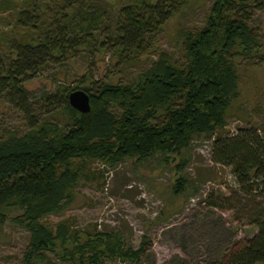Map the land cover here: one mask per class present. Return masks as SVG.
I'll use <instances>...</instances> for the list:
<instances>
[{
  "label": "trees",
  "instance_id": "16d2710c",
  "mask_svg": "<svg viewBox=\"0 0 264 264\" xmlns=\"http://www.w3.org/2000/svg\"><path fill=\"white\" fill-rule=\"evenodd\" d=\"M188 1L121 0L111 18L101 0H0V13L14 17L12 35H1L0 93L27 118L22 135L0 138V234L7 222L28 233L20 264H50V256L65 264H143L145 237L133 249L117 232H79L68 219L51 225L46 218L68 209L96 161L114 167L161 155L164 165L174 164L171 195L185 196L178 158L194 137L212 139L211 161L228 168L236 186L213 206L238 212L256 229L215 264H264V137L252 128L225 129L240 96L236 61L257 53L246 12L256 0H212L201 27L177 31L174 59L156 37ZM92 49L125 55V62L155 58L126 82L94 85L86 72L76 86L41 95L51 118L30 113L23 82L51 60ZM74 90L88 95L87 113L69 106ZM10 209L19 214L8 217Z\"/></svg>",
  "mask_w": 264,
  "mask_h": 264
},
{
  "label": "rangeland",
  "instance_id": "374dc122",
  "mask_svg": "<svg viewBox=\"0 0 264 264\" xmlns=\"http://www.w3.org/2000/svg\"><path fill=\"white\" fill-rule=\"evenodd\" d=\"M97 1L91 0V3ZM120 2L101 0V5L109 9L106 14L112 18ZM211 2L189 0L162 27L155 45L178 59L173 45L177 31L201 27ZM262 3L264 0L250 2L246 9L247 23L258 40V46L252 58L236 61L241 78L240 96L227 119L225 129L228 135L243 127L255 129L264 137V60L260 59L264 56ZM13 22L11 12L0 13V42L1 35H12L9 31ZM124 56L118 59L111 52L92 49L91 52L79 51L61 63L51 60L22 84L27 91L30 113L35 111L37 119L51 118L44 114L41 95L57 88L76 86L86 72L91 74L94 85L104 79L112 83L126 82L155 58V55H149L125 62ZM26 119L0 93V138L22 135L26 130ZM211 141L194 137L188 150L178 158V163H185L179 176L188 183L183 197L171 195L169 186L175 177L174 164L164 165L161 155L139 164L126 161L114 167L96 161L79 181L77 195L68 209L59 216L47 217L46 222L54 225L68 219L72 229L79 232L94 229L117 232L133 249L145 237L149 245L141 257L143 264H174L178 259L185 264H215L228 250L251 238L256 229L247 223L246 218L238 217V212L222 210L211 203L227 202L236 187L229 169L211 161ZM17 213L10 209L7 215L13 217ZM0 235V264H20L28 244V233L7 222ZM50 258V264H65Z\"/></svg>",
  "mask_w": 264,
  "mask_h": 264
},
{
  "label": "water",
  "instance_id": "95a60500",
  "mask_svg": "<svg viewBox=\"0 0 264 264\" xmlns=\"http://www.w3.org/2000/svg\"><path fill=\"white\" fill-rule=\"evenodd\" d=\"M67 101L71 108L80 113H87L90 109L89 97L82 90L71 91L68 94Z\"/></svg>",
  "mask_w": 264,
  "mask_h": 264
}]
</instances>
